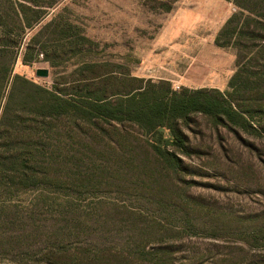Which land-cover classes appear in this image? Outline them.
<instances>
[{
    "label": "trees",
    "instance_id": "16d2710c",
    "mask_svg": "<svg viewBox=\"0 0 264 264\" xmlns=\"http://www.w3.org/2000/svg\"><path fill=\"white\" fill-rule=\"evenodd\" d=\"M224 1L237 10L214 39L217 48L232 50L236 57L235 71L225 92H177L167 82L114 71L85 76L91 68L89 63L70 88L59 82L51 89L42 88L14 74L13 68L19 56L27 65L38 52L39 40L35 36L41 29L27 43L24 35L40 27L44 13L32 10L34 15L29 19L25 0L3 1L0 264H135L130 258L133 254L137 261L146 255L152 257L155 254L145 251L147 241L142 242L141 237L125 255L117 251L112 255L100 246L76 248V229L87 224L78 215L82 200L75 196L109 185L110 181L122 187L121 180L106 177L110 171L120 176L127 163L125 167L132 170L134 178L123 183H128L130 191L143 189L146 202L162 214L183 212L185 205L178 193L182 188L183 158L190 156V150L182 125L186 126L192 116H203L214 125L264 136V0ZM106 126L114 138L111 145L129 151V155H119L115 149L98 156V164L90 163L83 170L75 148L77 133L83 138L87 128L102 133ZM125 127L135 131L126 133ZM91 140H95L94 135ZM88 145L95 147L90 141ZM123 202L112 206L152 232V223L142 220L141 213ZM12 254L18 259L12 260Z\"/></svg>",
    "mask_w": 264,
    "mask_h": 264
},
{
    "label": "rangeland",
    "instance_id": "374dc122",
    "mask_svg": "<svg viewBox=\"0 0 264 264\" xmlns=\"http://www.w3.org/2000/svg\"><path fill=\"white\" fill-rule=\"evenodd\" d=\"M24 3L29 8L25 10L27 18L33 17L32 10L44 13L40 27L24 35L27 43L41 29L35 36L40 48L27 65L19 56L13 73L42 88L51 89L55 82L70 88L88 63L91 68L85 76L127 73L167 82L177 92H225L235 71L234 51L214 45L219 30L237 12L224 0ZM37 69L47 70L48 77L37 78ZM123 129L129 134L135 131L132 127ZM87 131L83 138L77 133L75 146L83 170L90 163L98 164V156L115 149L119 155H129V151L111 145L114 138L107 126L102 133L94 128ZM181 131L190 150V156L183 158L178 193L184 211L162 214L146 202L143 189L130 191L123 182L134 175L126 163L120 176L110 171L106 177L121 180L122 187L110 181L75 196L82 200L78 215L87 224L76 229V248L100 246L112 255L113 251L125 255L141 237L142 242L147 241L145 251L155 255L137 261L133 254L130 258L135 264H264V136L214 125L203 116H192ZM88 141L95 147L86 146ZM126 149L130 150L128 146ZM117 200L152 223V232L136 224L137 219L122 209H115L112 204L118 206ZM12 255V260L18 259Z\"/></svg>",
    "mask_w": 264,
    "mask_h": 264
},
{
    "label": "water",
    "instance_id": "95a60500",
    "mask_svg": "<svg viewBox=\"0 0 264 264\" xmlns=\"http://www.w3.org/2000/svg\"><path fill=\"white\" fill-rule=\"evenodd\" d=\"M35 76L37 78H47L48 77V71L43 69H37L35 71Z\"/></svg>",
    "mask_w": 264,
    "mask_h": 264
}]
</instances>
